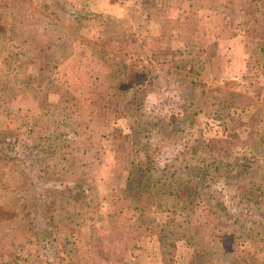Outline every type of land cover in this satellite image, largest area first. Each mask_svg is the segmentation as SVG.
<instances>
[{
    "label": "rangeland",
    "instance_id": "obj_1",
    "mask_svg": "<svg viewBox=\"0 0 264 264\" xmlns=\"http://www.w3.org/2000/svg\"><path fill=\"white\" fill-rule=\"evenodd\" d=\"M68 1L75 14L81 17L79 22L80 29L77 30V42L75 43V46L79 41L83 40V35L90 37L94 36L93 30L96 31V27H98V29L103 27L99 30V35H101L102 31H105L106 20L103 24L95 23V21H98L97 16H102L100 11L105 7L104 4L106 3V0ZM36 7L37 5L33 0H0V23L4 24L6 27L12 25L16 33L24 28L38 29L34 26V21H40L38 18H34L35 13L33 9ZM89 8H92L94 11L89 12ZM190 10V18L192 19V22L186 25L183 30L181 25L177 28L179 35L189 42V46L196 48L198 45L204 44V39L202 38L201 40L200 38L202 37L203 32L201 30H203L204 27L197 22L200 16L196 11V8ZM208 15L209 13L207 16ZM62 19L63 18L53 17L48 23V31L52 34H61L64 30L69 29L71 26L69 24L70 22L67 21L68 19ZM30 22L33 23V25H29L28 23ZM119 26H123V24H119ZM0 34V41L3 38H8L4 37L7 35L6 32H1ZM30 36L32 42H34V37L31 33ZM98 39H100V36ZM205 41L208 45V39H205ZM4 48L6 49L5 44L0 43V55L4 56L3 59L5 61V56L8 54L1 53L2 51H5ZM257 58L258 57L256 56L255 60L251 62V68H253V70H248L244 73L247 78H251L244 83H247V88H250V83L254 84V88L258 89L260 87L258 86L259 84H257L259 81L257 79L261 76L258 78L254 77L263 72L264 61H257ZM114 61L117 62L118 59L116 58ZM24 64H27V61H25ZM178 64L180 69H183L184 72L165 73V69L160 71L158 69L161 75L156 74L159 75L161 79H157L156 82H152V84L150 83V89L152 90L151 94L147 97V95H144L143 93L141 97L138 96V98H132L133 100L137 99V101L134 103L131 102L130 104L128 103V105L123 103H105L106 98L102 96L103 86L101 84L97 86L96 92L93 93V96L89 95L91 103L76 102V99L73 98L72 92L70 96H68V94L65 95L66 87L70 82L66 77L62 78V73H58V71L51 80L46 82L38 97L25 93L27 99L33 101L31 99V97H33L40 101L39 108L42 110L46 109L48 116L45 115L40 119L39 109L34 101L31 102L34 104H31L25 99L18 100L17 98L19 96L12 100H3L0 98V134L4 131H12L16 133L13 134L16 138L18 137L20 141H24L34 132L35 128H41L48 133L52 132L60 135V137L72 143L67 149L74 152L73 154L76 165L80 168L78 170L80 173H85L86 178L91 185L86 196L79 198L82 202V207L79 209L82 216L80 217L82 222L80 221L76 226V233L77 231L78 233L73 236L69 230L59 229L60 231L58 230L55 232V241L53 243L42 244L40 246L37 244L36 239L15 240V246H9L8 248V251L10 252L8 255L11 256L13 260H16L15 264H69L73 260H78V262L80 260L86 261L82 263L86 264L90 258L97 260L98 264H111L108 262L110 259L115 262L120 261V259L125 257L122 256V253L115 251V248L111 245H109L107 249L102 248L99 242L106 241L107 243H113L114 240V242H118L119 238H127L125 232L128 233V235L133 232L131 229L133 228V224L136 223V218L142 220V222H140L141 224L151 222V214H146V209L144 208L147 204L149 205L150 201L148 198L144 201L139 200V198L134 200V182L138 183L142 181L146 175H152V177H154V184H156V181H158L157 183L160 182L164 184L165 181H183L184 179V176L181 174L174 159V155L178 151L183 150V147L180 144L174 142L173 144L176 145L168 146L167 142L163 145L164 152L158 154V158L153 159L152 165L143 162L144 158H141L139 154L140 148L134 143L135 132L142 129L144 141L147 143L151 142L152 146L150 147L153 149L157 126L152 123L147 124L145 118L138 112L148 113L151 111L159 117L165 115L169 116L171 113L180 114L186 121L193 122V125L189 130V138L193 139L196 143L203 141L206 149L209 151L210 143L207 144L208 141L205 140L203 131L199 129L200 126L196 122V116H198L197 112L199 113L200 110L205 107L207 112L213 113L215 111V108L211 103L214 100L211 99L209 102V99L213 97L215 90L212 86H209L210 84L205 81V79L199 77L201 64L199 59L197 60V57L193 60L188 59L183 64L179 61ZM128 65L133 66V62L130 61ZM119 70L120 67L117 71H112L111 78L121 80L127 79L124 71L121 69L119 72ZM13 74L8 79V84L11 82V85L9 86H6L4 84L5 79L1 78L3 81V85H0L1 94H9L10 92L15 91L20 85L21 77L16 73ZM6 78H8V76ZM129 78L134 79L133 73L129 75ZM143 79L144 78L142 77L140 79L138 78L137 82L139 80L142 82L147 81V79ZM15 80H18L19 84H15ZM55 83L57 85L53 87ZM81 84L83 85L84 83L81 82ZM75 86H77L76 89H78L80 83ZM9 87H11V89H4ZM55 90H62V92L56 94L54 92ZM187 90L195 93L196 97H193V101L184 98L187 97V92L183 93V91ZM78 91L80 92L81 89L76 92L78 93ZM130 91L131 89L129 92ZM51 94L52 97L49 100ZM218 94L219 93H217L215 97H218ZM125 99H127V96ZM138 100L147 105L145 106V104L142 103L145 108L141 107L140 111H138L137 108H140V105L138 106L140 103H138ZM50 103H53V105ZM12 111L13 114H11ZM132 116L137 118L135 123L138 127L136 129L132 127ZM180 132L187 134L186 130ZM182 137L183 136L181 135L176 138L178 143L179 138ZM186 137H188V134ZM152 149L150 151V156L153 155L154 150ZM211 156L215 157L213 155ZM215 158H232L235 161L239 160V163L243 165L245 164L243 160H245L247 156H244V154L242 156L241 153H238L232 156H216ZM246 171L248 170L246 169ZM16 172H20L17 167L11 166L7 162L0 160V205L9 210H11V208L13 209L11 210L13 211V214L6 220L8 223L10 222V219L11 222H14V219L18 217L19 208L16 207H21L26 199V194L21 190V187L17 184V180L14 177ZM254 172L257 173L255 170L252 173ZM257 176L256 180L250 182L251 185L246 182V187L257 190V188L254 187L257 186L258 180L259 183H261V179H263L262 176ZM121 180L123 182L125 181V188L124 183L122 184V187L117 188ZM258 190L260 194L262 193V199H260L259 203L254 202V206H251L252 208L248 207V213L260 217L264 215V193L260 189ZM139 202H144L146 204H142V210L138 213L136 206ZM173 211V214H170L166 220L164 219V221L168 223L169 221L173 223L174 221L178 223L184 222L179 220L182 219V216L189 215L192 217L193 214L197 212L196 214L199 216L194 215L190 220L192 222H201L203 228H205V233L208 235L209 242L208 240H205L202 242L203 244L200 243L201 245L199 247L206 244L207 247L209 246L213 249L211 251L209 250L212 259H215L212 262L218 261V263L222 262L221 264H242L246 261V258L248 259L252 256H255L256 259H258L257 255H262L264 257V241L256 242V244L253 243L254 245L246 242V240L253 235V231L256 228L257 223L254 220H252L254 225L251 226V231H246L242 235H239L233 234L232 230L224 227L214 229V225L212 224L207 226L204 225V213L201 204L196 205V207L190 212H184L180 208L174 209ZM91 221H97V223L83 227L85 223ZM165 223L163 225H165ZM155 226H153V230H156ZM109 230L113 231L108 232ZM160 231L161 230L157 229L153 233L157 234L159 232L162 237L163 232ZM180 233H178V236ZM232 236L238 239L240 243L239 252H241H238L239 254L235 252L225 255L223 252L219 251L220 254L218 256L215 249H219V247L213 245V243L218 239H222L223 243H225L224 246L228 251V247L231 246L232 241L230 237ZM113 238L114 240L112 241ZM148 239L149 237L142 240L143 245L149 243ZM1 242H3V239L0 236V248L4 245ZM87 246L89 250H87ZM115 247L116 250H118L117 246ZM144 247L143 254H145V256L148 257L155 254L156 251L153 246L148 245ZM86 250L88 252H86ZM5 254L7 253H4V255ZM212 262L201 260L199 261V264H210ZM2 264L9 263L4 262Z\"/></svg>",
    "mask_w": 264,
    "mask_h": 264
},
{
    "label": "crops",
    "instance_id": "obj_2",
    "mask_svg": "<svg viewBox=\"0 0 264 264\" xmlns=\"http://www.w3.org/2000/svg\"><path fill=\"white\" fill-rule=\"evenodd\" d=\"M104 5L105 7L100 11L102 16H97L98 21L95 23L103 24L106 20L105 31L99 35V30L103 27L98 29L95 26L99 31L96 30L98 34L94 30V36L82 34L83 40L76 44L74 54L58 69V73H62V78L66 77L70 82L66 87L65 95L70 96L72 92L76 102L91 103L89 95L93 96L97 86L101 84L102 96L106 98L105 103L128 105L137 101L132 98L141 97L143 93L147 97L151 94L150 83L161 79L160 70L165 69V73L184 72L180 69L178 62L181 61L183 64L186 60L197 57L201 64L199 77L205 79L215 90L213 97L209 99V102L211 99L214 100L211 103L215 111L207 112L205 107L199 113L197 112L198 116H196L199 129L203 131L207 144L210 143L209 152L215 157L232 156L238 153L247 156L243 161L248 171L240 182L251 185L250 182L256 180L257 175L262 176L261 183L258 180L254 188L264 193V70L254 77L261 76L257 79L259 80L257 84L260 86L258 89L254 88L253 83L249 84L250 88H247V83L244 84L251 79L244 73L253 70L251 62L255 60V57H258L257 61H264V0H106ZM193 8H196L200 16L197 22L204 27L200 37L204 39V44L189 48L184 37L179 35L177 27L181 25L183 30L192 22L190 9ZM92 11L94 10L89 8V12ZM30 33L34 37V42ZM99 36L100 39H98ZM205 39H208V45ZM39 40L38 29L24 28L13 37L3 38L0 41L6 46L5 51L1 53L8 54L11 48L16 46H36ZM116 58L117 62L114 61ZM130 61L133 62V66L128 65ZM5 64L13 70V62L8 56H5ZM119 67V72L122 69L127 79L111 78V72L117 71ZM131 73L134 79L129 78ZM141 77L147 81L137 82V79ZM1 78L0 74L2 86ZM81 82L84 84L82 85ZM16 83L19 84V81L15 80ZM78 83L80 86L76 89L75 85ZM56 85L55 83L53 87ZM4 89H11V87ZM79 89L81 91L77 93ZM54 92L60 94L62 90ZM217 93H219L218 97H215ZM126 96L127 99H125ZM51 97L52 94L49 100ZM17 99H25L30 103L34 101L39 109L40 119L45 115L48 116L46 109L39 108L40 101L33 97L31 101L23 94ZM50 104L53 105V103ZM132 120V127L136 129L137 118L132 116ZM254 170L257 173H252ZM157 182L154 184V177L146 175L142 181L134 182L133 185L134 200L139 198L144 201L148 198L150 201L144 208L146 214H151V222L141 224L142 220L136 218V223L131 229L133 232L130 235L125 232L127 238H119L118 242H114L113 238V243L98 241L102 248L107 249L111 245L115 251L125 256L120 261L114 262L110 259L109 263L199 264L201 261L196 251L203 244L202 242L205 240L209 242V238L201 222L190 220L194 215H198L197 212L192 217L183 214L182 219H179L184 221L180 222L183 228L178 240L171 246L163 242L159 232L153 233L158 229L164 234L166 232L163 225L166 222L164 219L166 220L170 214H173V210L177 209L173 207V204L166 203L169 197L167 194L164 195V189L169 187L179 196L185 193L182 180L165 181L164 184ZM123 183L125 188V181L122 180L117 188L122 187ZM142 204L146 203L139 202L136 206L138 213L142 210ZM95 223L97 221L87 222L83 227ZM153 226L156 230H153ZM148 237L149 243L143 245L142 240ZM230 239L232 241L228 251L222 239L216 240L213 245L219 247L225 255L238 253L240 249L238 239L233 236ZM148 245L155 248L156 252L153 256L147 257L143 254L144 246ZM87 250H89L88 246ZM257 258L255 256L246 258L242 264H264L262 255H257ZM84 262L86 261L73 260L69 264ZM86 264L98 263L97 260L90 258Z\"/></svg>",
    "mask_w": 264,
    "mask_h": 264
},
{
    "label": "trees",
    "instance_id": "obj_3",
    "mask_svg": "<svg viewBox=\"0 0 264 264\" xmlns=\"http://www.w3.org/2000/svg\"><path fill=\"white\" fill-rule=\"evenodd\" d=\"M33 1L37 5L33 9L34 18L40 20L34 21V26L40 32V40L34 47L18 46L10 50L7 56L13 62V70L6 66L4 56L0 55V74L5 79L4 84L11 85V82L8 84V79L13 72L21 77V83L15 91L9 94L0 93V98L3 100H12L25 93L38 97L46 82L51 80L64 62L74 54L81 17L75 14L69 1ZM53 17L68 19L71 27L61 34L50 33L48 23ZM28 24L33 25L31 22ZM1 32H6L7 35L4 37L9 38L16 33L12 25L6 27L0 23ZM185 41L189 44L187 40ZM25 61L27 64H24ZM184 92H187V97H184L186 100L196 97L190 90ZM138 103V106L140 105V108L137 107L138 111L141 107L145 108L142 105L144 102L138 100ZM144 104L147 106L146 103ZM138 113L145 118L147 124L152 123L157 126L153 149L150 147L151 142L144 141L142 129L135 132L134 143L139 146V154L144 158L145 164L152 165L153 159L164 152L163 145L167 142L168 146L180 144L183 147V150L174 155V159L184 176L185 193L179 196L169 187L165 188L164 195L167 194L169 197L166 203L173 204V207L180 208L184 212H190L196 205L201 204L204 225L212 224L214 229L224 227L232 230L233 234L242 235L246 231H251L254 220L257 223L256 228L246 242L252 245L264 241V215L260 218L248 213V207L254 206V202H260L262 193L241 184V178L247 173L245 164L242 165L239 160L236 162L232 158L212 157L203 141L197 144L189 138V130L193 122L186 121L180 114L171 113L169 116L159 117L151 111ZM185 130L188 137L186 133L180 132ZM13 134L16 133L4 131L0 134V160L20 170L14 174V177L26 194V199L21 207H16L19 210L14 222H11V219L9 223L6 222L13 214L11 211L13 209L9 210L0 205V236L3 239L1 243L4 244L0 248V264L16 263V260L8 255L10 254L8 248L15 246V240L36 239L40 246L53 243L55 232L59 229L69 230L73 236L76 235L78 233L76 226L82 217L79 211L82 202L79 198L85 197L91 186L85 173H80L78 170L80 168L76 165L74 152L67 149L71 142L41 128H35L29 135L30 139L28 136L24 141H20ZM181 135L183 137L179 138L178 143L176 138ZM174 142L176 144H173ZM151 149L154 150L152 156H150ZM181 229L180 223L165 224L164 230L167 232L162 236L163 242L171 246L178 240ZM209 250L213 249L206 245L201 246L196 251L199 260L214 261ZM215 250L219 256L220 250ZM214 263L218 261L210 264Z\"/></svg>",
    "mask_w": 264,
    "mask_h": 264
}]
</instances>
